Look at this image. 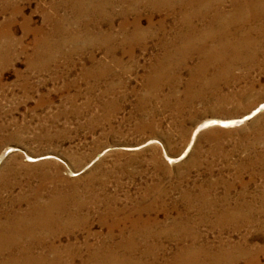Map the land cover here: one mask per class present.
I'll return each instance as SVG.
<instances>
[{"label":"rangeland","instance_id":"rangeland-1","mask_svg":"<svg viewBox=\"0 0 264 264\" xmlns=\"http://www.w3.org/2000/svg\"><path fill=\"white\" fill-rule=\"evenodd\" d=\"M60 1L0 0V167L26 166L25 173L15 169L17 185L71 188L80 200L93 188L97 203L78 211L88 223L70 241L81 245L88 233L104 234L98 220L108 208L149 206L151 218L167 223L179 214L195 218L209 201L242 196L255 209L264 206V46L250 67L241 61L229 70L230 54L223 52L220 64L211 59L204 63L214 67L201 70L196 53L184 63L164 56V46L181 43L173 41L171 18L166 35L137 42L131 16L124 29L117 14L111 23H75L70 2ZM140 26H147L145 16ZM216 74L227 81L213 82ZM260 220L264 225V211ZM197 233L217 236L206 225ZM242 236L263 245L255 227L231 239ZM164 244L168 257L175 243ZM143 250L125 264H148ZM76 251L73 263L63 253L62 264L102 262L86 261L92 250Z\"/></svg>","mask_w":264,"mask_h":264},{"label":"bare ground","instance_id":"bare-ground-1","mask_svg":"<svg viewBox=\"0 0 264 264\" xmlns=\"http://www.w3.org/2000/svg\"><path fill=\"white\" fill-rule=\"evenodd\" d=\"M68 1L75 16L73 20L75 23L81 18H93V20L111 23L117 14L124 19V24L121 27L124 29L128 16H131L133 19L131 37L137 42L156 37L158 34L166 35V22L171 18V26L175 30V34H173L175 40L173 41L181 43L178 46L167 47L164 46L165 42H162L164 56L168 58L177 55L179 60L184 63L190 54L196 53L202 59L197 66L201 70L214 67V65L210 66V64L204 63L208 60H214L220 64L218 62L221 59L219 53L223 55V52L230 54L229 70H232L241 61L242 64L250 67L262 55L264 0ZM60 2L64 5L66 0ZM115 4L128 7L121 12H116L113 10ZM226 5L229 9L226 8ZM141 8L149 14L143 15L144 11L141 13ZM154 14L161 16L156 22ZM143 16L147 21L145 28L140 26ZM88 24L90 23L88 22ZM214 45L216 46L214 47ZM219 68L221 67L219 66ZM189 69L192 70V68ZM221 78L219 74H216L213 82H217ZM223 78L221 79L223 82L227 81ZM2 131L3 127L0 125V132ZM4 141L5 138L0 137V147L3 146ZM3 156H5V150L0 153V160ZM15 169L25 173L28 168L26 166L0 167V264H62L63 253H66L68 260L73 263L76 250L80 247L92 250V253L88 254L87 262L102 261L101 264L130 263L133 261L131 254L139 247L144 248L142 258L148 259V264L158 261H161L162 264H263L260 263V258L264 257V238L263 245L251 244L246 236H242L236 241L231 239L234 234L246 227H255L264 234V225L260 220L264 206L260 205L262 209L260 207L255 209L252 202H246L242 196H238L232 202L228 199L209 201L208 206L205 207L206 211H199V215L195 218L179 214L178 218L173 216V219L167 223L151 218L148 214L149 206L136 208L130 212L108 208L103 214H99L98 220L100 225L105 227V233H88L83 243L78 245L77 241L73 243L70 239H75L76 229L88 223V218H79L77 214L85 207L86 203L97 201L93 188L88 186L87 200H80V197L75 194L77 192L73 193L74 190L72 191L71 188L65 190L56 187L46 188L38 183L34 187L27 183L26 185H17L21 177ZM103 185L102 182L101 186ZM16 187L21 190L13 195V190ZM5 194L8 195L7 200ZM200 201L202 202L201 198ZM190 206L188 204L187 208ZM242 211H245V214H241ZM205 225L217 234L213 238L214 240L210 241L204 236L205 234L197 233L199 227ZM61 236H65L67 239L63 245L60 244ZM89 236L96 238L95 243L89 241ZM164 242L175 243L176 248L168 257H166Z\"/></svg>","mask_w":264,"mask_h":264}]
</instances>
